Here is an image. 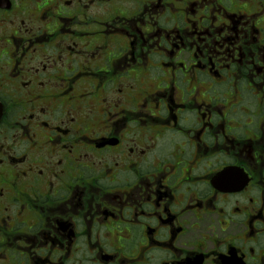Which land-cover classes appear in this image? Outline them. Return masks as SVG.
<instances>
[{"label":"flooded vegetation","instance_id":"obj_1","mask_svg":"<svg viewBox=\"0 0 264 264\" xmlns=\"http://www.w3.org/2000/svg\"><path fill=\"white\" fill-rule=\"evenodd\" d=\"M0 264H264V0H0Z\"/></svg>","mask_w":264,"mask_h":264}]
</instances>
